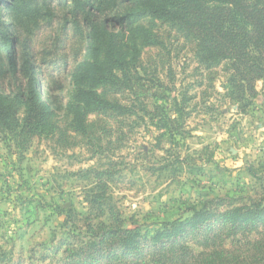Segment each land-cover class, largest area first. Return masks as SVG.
Instances as JSON below:
<instances>
[{
	"label": "rangeland",
	"instance_id": "rangeland-1",
	"mask_svg": "<svg viewBox=\"0 0 264 264\" xmlns=\"http://www.w3.org/2000/svg\"><path fill=\"white\" fill-rule=\"evenodd\" d=\"M10 1L16 14L3 18L27 39L47 115L31 133L21 125L0 133V264H84L64 253L103 230L149 238L194 211L209 219L177 238L190 253L181 264H264V80L250 94L233 81L231 57L203 60L196 32L137 9L117 56L126 67L107 64L93 79L100 49L71 27L67 1ZM229 16L249 29L238 13ZM83 91L116 109H84ZM237 210L246 218L232 224ZM172 243H142L138 252L156 261Z\"/></svg>",
	"mask_w": 264,
	"mask_h": 264
},
{
	"label": "trees",
	"instance_id": "trees-1",
	"mask_svg": "<svg viewBox=\"0 0 264 264\" xmlns=\"http://www.w3.org/2000/svg\"><path fill=\"white\" fill-rule=\"evenodd\" d=\"M65 1L69 3L71 27L86 35V44L91 49L95 45L96 49H100L102 60L100 67L91 69L93 79L98 76L103 78L102 69L107 64L110 68L115 65L120 69L126 67L127 63L119 61L117 56L122 52L120 41L129 22L128 13L137 9L138 16L167 19L196 32L199 38H203L198 44L203 50V60L216 56L231 57L234 60L233 81L246 84L250 94L254 93V83L264 80V8L261 7V0H253L252 5H246L244 0H164L162 4H156L155 0H111L109 5V0ZM213 1H220L223 7H208ZM11 2L0 0V48L7 60V73L0 72V133H10L19 125L22 131L31 133L42 125L47 115L46 107L38 87L35 61L28 52L27 39H20L18 23L4 21L5 14H16ZM231 11L238 13L243 23L249 24V29L232 23ZM18 46L21 51H16ZM135 60L136 55L130 62ZM4 83L9 88L7 94L3 92ZM81 96L84 109H87L88 103H94L102 111L116 109L92 91H83ZM50 98L52 103L60 104L58 98L52 95ZM244 217L246 214L235 211L232 224ZM208 219V215L194 211L182 222L164 223L152 229L149 238L136 230H103L96 241L90 240L76 250L66 251L63 260L75 262L82 259L84 264H90L100 257V262L104 264H181L182 257L188 258L190 253L177 238L185 230H193ZM115 220L124 222L119 214L115 215ZM101 227L108 229L103 224ZM171 241H174L172 246L156 261L139 255L142 243L156 250Z\"/></svg>",
	"mask_w": 264,
	"mask_h": 264
}]
</instances>
